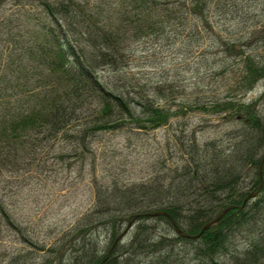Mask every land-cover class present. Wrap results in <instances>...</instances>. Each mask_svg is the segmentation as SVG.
Returning <instances> with one entry per match:
<instances>
[{
  "label": "trees",
  "instance_id": "1",
  "mask_svg": "<svg viewBox=\"0 0 264 264\" xmlns=\"http://www.w3.org/2000/svg\"><path fill=\"white\" fill-rule=\"evenodd\" d=\"M249 1L255 0H0V235L3 227L13 229L27 246L0 244V264H264V159L258 173L264 84L253 99L241 98L264 80V32L263 51L252 52L249 24L240 34L224 33L209 17L214 9L245 14ZM198 23L216 47L207 66L230 74L224 96L179 99L170 85L148 86L125 72L131 37L189 24V41H196ZM188 111L231 121L232 143L219 148L211 138L184 137L181 129L178 160L166 180L93 179L87 208L48 246L2 195L13 174L45 168L49 157L83 159L103 133L154 128ZM229 204L237 206L196 236L177 234L168 218L194 234ZM237 232L243 243L230 246Z\"/></svg>",
  "mask_w": 264,
  "mask_h": 264
},
{
  "label": "rangeland",
  "instance_id": "2",
  "mask_svg": "<svg viewBox=\"0 0 264 264\" xmlns=\"http://www.w3.org/2000/svg\"><path fill=\"white\" fill-rule=\"evenodd\" d=\"M242 15L245 16L244 23H237ZM209 17L213 29L224 33L228 30L240 34L249 24L254 38L249 50L263 51L258 46L261 43L258 39L264 32L261 25L264 21V0L249 1L245 14L240 9L238 16L232 17L229 13L214 9ZM189 29V24H186L184 28L169 27L159 35L131 37L133 57L125 72L135 80L145 81L148 86L157 84L168 88L170 85L173 91L170 93L176 94L179 99L192 98L195 94L224 96L232 81L230 74L222 75L218 73V67L207 66L205 62V58L211 59L215 54L213 50L216 47L209 43L199 23L197 29L202 39L189 41ZM220 54L219 51L216 55ZM263 84L264 80L259 81L241 98L253 99ZM262 106L259 107L263 109ZM230 122L224 121L221 114L188 111L179 115L178 119L172 117L154 128L126 134L103 133L100 138L93 140L92 153L83 159L49 157L45 168L13 174L12 182L2 188V195L6 203L22 216L26 230L42 242L45 240L44 244L48 246L74 223L78 213L87 208L92 197L93 179L97 182L115 179L122 183L146 181L159 176L166 180L167 172L178 160V145L175 142L177 132L182 129L184 137L193 135L199 141L211 138L215 146L224 148L234 140L231 129L236 126ZM233 122L238 125L237 121ZM103 235L101 232L102 243L105 238ZM243 239L244 236L239 232L232 234L230 246L240 247ZM0 244L10 249L27 247L13 229L4 227ZM186 264H192V261L188 260Z\"/></svg>",
  "mask_w": 264,
  "mask_h": 264
},
{
  "label": "water",
  "instance_id": "3",
  "mask_svg": "<svg viewBox=\"0 0 264 264\" xmlns=\"http://www.w3.org/2000/svg\"><path fill=\"white\" fill-rule=\"evenodd\" d=\"M263 159H264V154H263V156H262V158H261V160H260V162H259V165H258V173H259V174H260V169H261V166H262V161H263ZM260 182H261V181H259V184H258L257 187H259ZM254 193H255L254 190H252L251 192H249V193L243 198V201L246 199V197H248V196H252ZM243 201H242V202H243ZM235 206H237V205H235V204H229V205L223 207L222 210L219 211V212H218L213 218H211V219L205 221V222L201 225L199 231H198L197 233H194V234H189V233L182 232L181 229L177 226V224L173 221V219H172L169 215H168V218H169L171 224L173 225V228H174V230L176 231L177 234H180V235H183V236H196V235H198L203 229L207 228L208 225H210L211 223H213L214 221H216L226 209H228L229 207H235ZM238 207H240V205H239ZM159 212H160V210H155V211L152 212V213H155V214H156V213H159ZM163 213L167 215V212H166V211H163ZM133 218H134V217H132L131 219H129V220L126 222L124 228H123V229L121 230V232H119V233L117 234V236L114 238V241H115L116 239H119V238L123 235V233H124V232L126 231V229L129 227V225H130L131 221L133 220Z\"/></svg>",
  "mask_w": 264,
  "mask_h": 264
}]
</instances>
